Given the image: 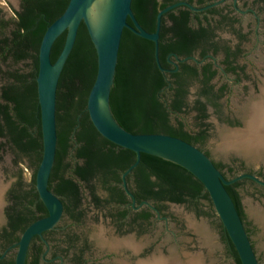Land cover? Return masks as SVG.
I'll use <instances>...</instances> for the list:
<instances>
[{"label":"trees","instance_id":"16d2710c","mask_svg":"<svg viewBox=\"0 0 264 264\" xmlns=\"http://www.w3.org/2000/svg\"><path fill=\"white\" fill-rule=\"evenodd\" d=\"M69 0H21L14 17L0 18V59L12 64H26L29 69H14L5 72L4 83L0 87V152L9 149L16 157H25L34 169L31 187L24 188L22 177L9 192V199L21 209L12 218V227L37 220L30 208L39 199L35 189V173L42 158V134L40 111L37 99L36 76L38 72V52L46 28L65 10ZM153 2L154 7L150 8ZM156 3V2H155ZM154 0H132V11L141 26L152 32L155 28L157 9ZM165 7L164 4L160 8ZM186 17V13H183ZM129 21V20H128ZM165 21L164 16L161 23ZM185 22V19L182 20ZM66 37L64 31L54 42L51 61L58 57ZM189 46L167 42L161 36L158 43L159 62L162 68L168 67L166 56L174 52L186 54ZM205 68L204 70H206ZM182 74L195 76L197 70L187 63L180 64ZM96 75V51L87 29L80 24L74 46L61 71L56 97L57 146L48 188L60 197L64 213L79 221L83 212L80 207L88 193L96 203H101L97 189L110 192L105 204L126 198L123 190L112 181H120V175L135 161L134 152L119 147L102 137L90 121L86 104L89 91ZM175 86L166 88L164 73L154 58V43L139 37L127 28L121 36L118 60L113 85L110 92V107L118 124L134 134H166L197 146L201 144L209 126L206 103L196 99L190 107L186 103L187 90L177 73ZM184 76V75H181ZM186 76V75H185ZM201 95L220 114L217 97L209 89ZM196 112L197 131H188L178 116L172 122L170 115ZM74 162V163H72ZM17 164V160L15 161ZM216 167L220 170L221 165ZM68 172L70 174H68ZM230 172V169L229 171ZM225 176V174H223ZM133 188L130 191L137 201L154 202L162 210L163 202L178 205L188 204L198 210L207 203L218 220L222 242L234 264H241L234 245L227 236L211 199L202 183L181 166L162 158L141 154L138 165L132 169ZM235 176V175H234ZM232 176L231 178H233ZM226 177V176H225ZM248 182L259 188L249 179H243L226 186L238 213L247 228L238 187ZM37 210L46 212L42 201ZM29 219V220H28ZM75 236H68L71 245L77 243ZM13 264V262L5 263Z\"/></svg>","mask_w":264,"mask_h":264},{"label":"flooded vegetation","instance_id":"af4514ba","mask_svg":"<svg viewBox=\"0 0 264 264\" xmlns=\"http://www.w3.org/2000/svg\"><path fill=\"white\" fill-rule=\"evenodd\" d=\"M9 2L14 11L20 9L21 0H15V5L11 0ZM154 3L157 14L162 9L175 5L162 15L165 21L160 23L159 39L163 36L167 42L189 46L185 50L186 54L181 56L174 52L167 54L168 67L163 71L167 89L175 86L174 82H176L177 77H174L173 74L177 73L188 93L186 103L191 107L196 99L202 100L206 103L208 117L209 110L215 111V108L208 103L205 96L201 95L204 89H209L217 97L215 101L220 107L223 103L222 100L227 98L229 94L230 106H232L231 99L236 93L240 95L238 97L239 102L248 105V109L258 101L261 88L264 87V0H154ZM162 4L165 7L160 8ZM153 7L152 2L150 8ZM3 12L4 9L0 5V18L5 20L12 18L2 17L1 15L5 14ZM183 13H186V17L183 16ZM183 19L185 22H182ZM142 28L144 27L142 26ZM155 30L156 18L155 28L151 33ZM182 63L195 67L197 74L195 76L182 74L180 70ZM205 68L207 69L204 70ZM236 112V109L233 108L230 114L221 112L218 114V119L233 129L241 124ZM192 113L196 116L195 111ZM179 115L172 113L170 115L171 121L174 122V117ZM204 123L210 126L208 118L204 120ZM185 128L188 131L198 130L197 126L196 128H187L185 125ZM208 136L209 128L206 131L204 141L196 147L203 151L215 166L221 165L222 174L230 169V174L236 176L235 167L232 163L217 162L206 149L204 142ZM231 152L238 154L237 150H231ZM232 162L235 163V161ZM130 173L125 176V182L127 190L132 194L130 188H133L134 185ZM244 173H253L260 177L258 172L251 170H245ZM68 174L70 173L68 172ZM122 175L123 173L120 175V181H112L111 184H115L123 190L126 195L125 199L113 200L110 201L111 203L105 204L110 192L99 187L97 189V194L101 198L99 204L88 196L87 192L84 193L85 198L80 207L83 212L82 218L79 221L72 219L64 213L63 207V214L59 223L54 228L31 239L25 264H113L110 261L109 252L111 251L104 247L103 253L97 252L96 246L86 235V231L80 229L89 214L91 220L102 221L109 227L106 230L107 233L112 232L119 239L127 234L133 235L130 240L133 239L137 245V251L124 245L118 246L115 250L120 249V251L126 252L124 258L126 260L118 264L146 263V261L158 257L156 253L154 254L155 246L153 243L144 240L146 239L145 235L152 232L156 222H163L166 231L169 232L167 224L170 217L164 210L166 206L174 203L163 202L164 208L158 210L152 201H137L133 194L132 198L125 192ZM226 179L229 180L230 178L226 177ZM22 183L25 189L31 187V180L25 183L22 179ZM255 185L264 190V187L256 183ZM10 190L11 188L6 190L3 199L4 204L0 209V264L11 261L14 264L16 243L22 232L32 223V221L29 224L24 222L18 227H12L11 216H15L21 209L14 205L13 200L9 199ZM40 201L38 199L31 203L30 208L33 215L29 218L33 216L39 219L47 216V210L46 212L37 210V204ZM144 202L148 204H144ZM67 235L75 236L78 239L77 243L71 245L67 241ZM139 238L143 239L141 243H137Z\"/></svg>","mask_w":264,"mask_h":264},{"label":"water","instance_id":"95a60500","mask_svg":"<svg viewBox=\"0 0 264 264\" xmlns=\"http://www.w3.org/2000/svg\"><path fill=\"white\" fill-rule=\"evenodd\" d=\"M99 1H105V3L101 8V19L95 25L91 19L90 10ZM131 4L132 0H69L63 13L46 28L42 36L36 76L42 134V158L35 173V189L47 210V216L35 220L22 232L16 243L17 250L14 264H25L31 239L36 235H41L46 230L54 228L63 214V203L59 196L49 190L48 181L54 165L57 146L56 97L58 81L74 46L81 23L85 25L96 51V75L86 104L90 121L97 132L106 140L130 150L136 155L134 163L122 175L123 187L127 195L133 198V195L127 190L125 176L138 165L141 154L153 155L181 166L197 178L207 191L213 209L235 247L240 263L260 264L249 234L226 190V186L243 179H249L264 187V180L253 173H241L228 180L213 161L195 145L166 134H134L128 132L118 124L113 116L110 107V92L124 28L154 43L155 62L163 72L164 68L159 62L158 32L162 15L175 6H168L158 12L156 30L151 33L139 24L132 11ZM64 31H66V37L63 47L56 60L52 62V46ZM6 188L7 185L2 194V206ZM144 204L148 203L144 202ZM156 212L158 213L157 210ZM132 237V234H127L120 239L115 237L114 240L119 242L122 239ZM117 247H108V249L115 250ZM180 264H185V262Z\"/></svg>","mask_w":264,"mask_h":264},{"label":"rangeland","instance_id":"374dc122","mask_svg":"<svg viewBox=\"0 0 264 264\" xmlns=\"http://www.w3.org/2000/svg\"><path fill=\"white\" fill-rule=\"evenodd\" d=\"M11 1L15 5V0ZM0 5L4 9L3 13H5L1 15L2 17H13L14 9L9 0H0ZM14 69L27 71L29 67L26 64L14 65L11 61L3 62L0 59V87L4 83L5 72ZM239 96L240 95L237 93L233 95L231 99L232 106H230L229 94L227 98L222 100L223 103L220 110L224 114H230L232 108L236 109L241 124L230 129V127H227L219 121L218 114H216L213 109H210L208 117V123L210 124L209 136L204 142V146L217 162L224 164L232 163L235 167L236 175L244 173L245 170H251L258 172L260 178L264 180V149H260L258 153L257 150H255V153H243L237 150L238 154H233L231 152L233 149L222 150L220 148L221 144L230 140L229 134L244 132V123L247 117L252 115L250 113V108L248 109L249 106H246L243 102H239ZM260 114L258 113L257 116L255 115L254 117L258 119ZM178 117L187 128H196L197 122L194 119V113L187 112ZM243 135L246 136L243 137L244 139H253L255 141L261 137L254 133L248 135L247 133H243ZM16 160L17 164H15ZM232 161H235V163ZM33 173L34 169L31 167L27 158H18L9 149L0 152V182L3 185H7L6 190L13 187L19 175H21L24 182L27 183L31 180ZM225 176L231 179L232 174L227 171L225 172ZM237 191L246 216L249 237L260 264H264V190L248 182H243L238 187ZM198 210L200 211L199 214L194 207L188 204H170L166 206L164 211L170 217V221L167 224L169 232L166 231L163 222H156L152 232L145 235L146 239L144 240L153 243L155 246L154 254L156 253V255H158L156 258L165 257V259H171V261L175 260L179 264L183 262L187 264L191 258L199 257L202 260V264H234L222 242L218 220L210 207L207 203L203 202ZM191 223L196 225L200 224L208 235L210 234V241L208 243L204 240L199 230L194 228ZM80 229L86 231V235L96 246L97 252L103 253L104 247H110L107 245V242L115 241L113 233H107L106 231L109 227L102 221L95 222L91 220L90 214L87 216L85 223L80 226ZM99 236L102 238V243L99 241ZM142 240V238H139L137 243H141ZM109 251H111L109 252L111 255L110 261L113 264H118L119 262L123 263L126 260L124 259L126 257V252L124 250Z\"/></svg>","mask_w":264,"mask_h":264},{"label":"bare ground","instance_id":"6f19581e","mask_svg":"<svg viewBox=\"0 0 264 264\" xmlns=\"http://www.w3.org/2000/svg\"><path fill=\"white\" fill-rule=\"evenodd\" d=\"M105 3V1H99L98 4H96L94 6L93 9L90 10L91 13V19L93 21V23L95 25H97L98 21L101 19L100 18V14H101V8L103 6V4ZM250 113L252 115H249L245 121V128H244V132L241 133H231L229 134V138L230 140H228L227 142L225 141L223 144H221L220 148L223 150H229V149H233V150H238L241 152H245V153H255L257 150L260 152V149H264V87L261 88V93L259 95V99L258 101H256V103H254L252 106H250ZM260 114V117L257 119L256 117H254L255 115L257 116V114ZM243 133H247L251 134H258L259 139H257V141L255 140H251V139H244L243 137L245 135H243ZM246 137V136H245ZM6 185H3L0 182V209L2 208V194H3V190L5 188ZM191 225L196 228L197 230H199V232L201 233L202 237L204 238V240L208 243L210 241V237L208 235V233L206 232V230L200 225V224H193L191 223ZM100 237V236H99ZM102 238L100 237L99 241L102 243ZM212 241V240H211ZM104 242V241H103ZM107 242V241H106ZM107 245L112 247H116L119 245H124L127 247L132 248L134 251H137V245L130 239H124L122 241H109L107 242ZM173 259V258H172ZM140 264H179L177 261H171V259H165V258H154L153 260L147 262V263H140ZM187 264H202V260L199 257H194L191 258Z\"/></svg>","mask_w":264,"mask_h":264}]
</instances>
